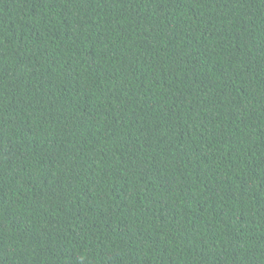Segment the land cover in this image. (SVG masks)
Segmentation results:
<instances>
[{"label": "trees", "instance_id": "1", "mask_svg": "<svg viewBox=\"0 0 264 264\" xmlns=\"http://www.w3.org/2000/svg\"><path fill=\"white\" fill-rule=\"evenodd\" d=\"M0 264H264V0H0Z\"/></svg>", "mask_w": 264, "mask_h": 264}]
</instances>
